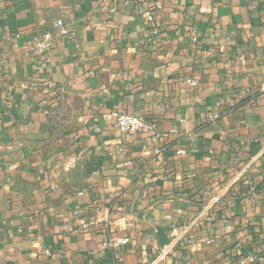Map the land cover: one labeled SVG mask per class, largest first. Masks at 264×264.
<instances>
[{
    "label": "crops",
    "instance_id": "0c3cea01",
    "mask_svg": "<svg viewBox=\"0 0 264 264\" xmlns=\"http://www.w3.org/2000/svg\"><path fill=\"white\" fill-rule=\"evenodd\" d=\"M0 54V264H264V0H0Z\"/></svg>",
    "mask_w": 264,
    "mask_h": 264
},
{
    "label": "built area",
    "instance_id": "2783aa9c",
    "mask_svg": "<svg viewBox=\"0 0 264 264\" xmlns=\"http://www.w3.org/2000/svg\"><path fill=\"white\" fill-rule=\"evenodd\" d=\"M149 24L151 26V32L153 35L159 34V29L155 25L153 16H149ZM54 30H49L37 36L33 42H31L26 50L32 55H42L46 52L54 49L60 39L71 37L75 34L74 28L69 25L62 17L57 18L54 25ZM2 55L0 54V60ZM191 85H196L195 79H188ZM114 119V126L122 132H148L153 129V123L144 115L128 114L124 112H113L110 114ZM103 117H107V114H103ZM219 117L218 114L210 115V120H216ZM94 121H98V116L93 117ZM186 150L179 149L178 153H185ZM254 188V186L252 187ZM255 189V188H254ZM84 226H87L84 224ZM189 240V239H188ZM129 241L127 237H114L109 235L107 240L103 243L105 247L110 249L119 248L121 245L126 244ZM168 252L167 249H162L160 256L162 257ZM240 264H258L260 261L259 254L255 251H242L238 255ZM25 264V263H23ZM113 264H120L115 261Z\"/></svg>",
    "mask_w": 264,
    "mask_h": 264
},
{
    "label": "water",
    "instance_id": "95a60500",
    "mask_svg": "<svg viewBox=\"0 0 264 264\" xmlns=\"http://www.w3.org/2000/svg\"><path fill=\"white\" fill-rule=\"evenodd\" d=\"M157 232H158V238H159L161 244H162V245L167 244V240H166V237H165V235H164V229H163L162 227H159V228L157 229Z\"/></svg>",
    "mask_w": 264,
    "mask_h": 264
},
{
    "label": "rangeland",
    "instance_id": "374dc122",
    "mask_svg": "<svg viewBox=\"0 0 264 264\" xmlns=\"http://www.w3.org/2000/svg\"><path fill=\"white\" fill-rule=\"evenodd\" d=\"M57 135H59V134H57Z\"/></svg>",
    "mask_w": 264,
    "mask_h": 264
}]
</instances>
